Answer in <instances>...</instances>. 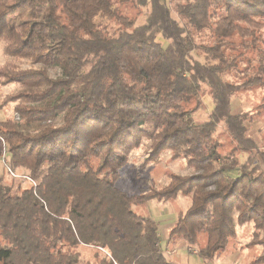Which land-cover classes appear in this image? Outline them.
Listing matches in <instances>:
<instances>
[{"label":"trees","instance_id":"trees-1","mask_svg":"<svg viewBox=\"0 0 264 264\" xmlns=\"http://www.w3.org/2000/svg\"><path fill=\"white\" fill-rule=\"evenodd\" d=\"M176 2L184 23L169 0H0V86H13L0 111L21 115L0 122V137L11 168L31 181L0 174V264H80V246L98 251L97 264H176L165 250L180 242L215 264L246 224L252 238L240 247H260L252 262L264 264V150L248 126L264 118V96L233 108L236 94L264 87V0ZM127 3L143 23L120 10ZM203 30L214 62L195 53ZM242 62L245 80H226ZM203 85L212 108L198 122ZM145 143L142 168L168 150L195 172L125 191L118 182ZM179 195L190 204L164 249L159 222L136 206Z\"/></svg>","mask_w":264,"mask_h":264},{"label":"rangeland","instance_id":"rangeland-1","mask_svg":"<svg viewBox=\"0 0 264 264\" xmlns=\"http://www.w3.org/2000/svg\"><path fill=\"white\" fill-rule=\"evenodd\" d=\"M177 0H169L170 6L173 9L174 15L178 17L176 10ZM120 10L129 15L135 16L138 18L137 23H143L145 16L141 15L139 17V10L131 3L127 5H120ZM182 23L184 21L180 19ZM105 25H108L109 28L114 29L117 25L108 19H103ZM161 40L164 41L160 37ZM165 42V41H164ZM195 42L198 46H211L213 44V36L208 30H203L201 32L195 33ZM197 57L202 61H211L214 62L207 53L204 51L203 47L198 49L195 52ZM7 55L4 52V47L0 44V64H2L6 59ZM31 64L28 62L23 63V67H28ZM246 62H242L239 65V70L225 73L223 76L226 80L233 83H241L247 77ZM50 74L52 76L61 75V68L50 66L48 67ZM240 70H243L241 72ZM13 89V86H0V101L2 98ZM264 96V87L255 88L253 91H244L235 95L233 101V108L236 112H242L251 110L255 105H257L262 97ZM200 106L199 109L193 114L195 121H203L212 108L211 96L209 94L208 88L203 85L202 91L200 93ZM11 118L15 121H21V115L18 112H14L12 107L5 108L0 111V121L4 119ZM251 134L255 139L261 144L262 149L264 150V118L256 119L255 122L248 124ZM222 142L226 145V149L232 148V138L225 133L223 130L220 131ZM3 148V149H2ZM3 142L0 140V174L3 175L6 182H12L13 179H18L22 182L23 186L30 184V179L28 175L22 170H14L15 176L11 174L8 170V166L3 161ZM148 144L145 143L141 147L135 149L130 157V162L126 167L122 178L119 180L118 185L120 188L128 192H143L146 191L151 183L162 187L166 185L169 181L170 173H179V174H191L195 171L186 166L184 159L173 161L171 159V152L164 150L159 159L147 164L145 168H142V164L149 155ZM7 152V148H6ZM8 153V152H7ZM9 158V155H7ZM11 166V165H10ZM8 170V171H7ZM190 204V197L179 195L174 200L169 201H157L155 199L149 201L145 205L136 206L138 212L145 215H151L154 217L160 224V235L162 236V246L166 248V239L168 235L166 234L167 227L169 224L173 225V222L177 219L179 211L186 209ZM238 237L236 240L231 242V245L228 249V254L224 258L216 261L215 264H254L252 261L261 254L262 250L260 247L246 248L240 247L245 246V244L252 238L253 227L251 224L246 225H237ZM172 249V248H171ZM80 252V264H97L99 258L96 255L97 250L93 247L80 246L78 248ZM165 253L168 257L174 261L176 264H203L201 258L196 254L195 248H192L189 251L188 246L185 242H180L176 249L165 250ZM100 257V256H99Z\"/></svg>","mask_w":264,"mask_h":264},{"label":"built area","instance_id":"built-area-1","mask_svg":"<svg viewBox=\"0 0 264 264\" xmlns=\"http://www.w3.org/2000/svg\"><path fill=\"white\" fill-rule=\"evenodd\" d=\"M0 140L3 142V147H4L3 154H2V157H3L2 159H3L4 163L6 164V166H8L9 172L15 176V172L13 171L11 166L9 165L8 156H7L8 153L6 152V147H5V140L2 137H0Z\"/></svg>","mask_w":264,"mask_h":264},{"label":"crops","instance_id":"crops-1","mask_svg":"<svg viewBox=\"0 0 264 264\" xmlns=\"http://www.w3.org/2000/svg\"><path fill=\"white\" fill-rule=\"evenodd\" d=\"M172 224V223H171ZM171 224H169V228L167 227V229H166V234L167 235H169V232H170V229H171ZM161 238H162V236H161ZM168 238V237H167ZM167 240V239H166Z\"/></svg>","mask_w":264,"mask_h":264}]
</instances>
